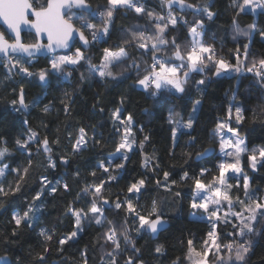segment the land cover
I'll return each instance as SVG.
<instances>
[{"label": "snow or ice", "instance_id": "1", "mask_svg": "<svg viewBox=\"0 0 264 264\" xmlns=\"http://www.w3.org/2000/svg\"><path fill=\"white\" fill-rule=\"evenodd\" d=\"M157 4L158 9L149 7L148 0H105L103 5H98L97 10L93 11L88 0H46L44 3L41 0H0V27L6 26L0 30V64L7 71L6 78L11 80L20 76L29 81L35 79L41 87H47L53 79L71 82L73 73L78 72L82 86L93 78L100 82L133 79L130 73H134V86L155 99H179L189 95L190 84L202 93L201 86L206 84L207 79L206 70L216 77L247 72L264 86V57H250L249 52L254 34L259 31L261 39H264V29H259L255 22L242 28L233 19L231 39L235 41L238 37H246L248 43L242 46L237 44L230 49L233 59L229 60L221 54L224 41H219L221 48L218 50L217 37L214 34L209 36L206 27V22L213 21L217 16L212 10L215 7L212 0H157ZM231 5L237 9L235 16L247 11L255 13L258 9L264 12V0H231ZM73 9H77L78 14ZM177 9L182 13L179 16L176 14ZM121 12H132L147 22L121 26L120 39L113 43L118 13ZM188 13L193 16L191 21L186 18ZM97 19L99 24L93 22ZM178 26H183L186 31L184 40L173 35ZM25 28L33 31L31 42L22 36ZM97 45L108 46L101 47L100 57L94 63V57L86 53ZM40 57L47 59V65L31 70ZM193 74H204L205 78L196 80ZM13 91L16 92V98L10 101L12 111L22 117L26 133L15 138L11 146L6 137L0 136V211L12 197L19 196L27 203L22 212H12L14 227L0 243H15L12 237H17L23 228L31 229L39 223L43 206L36 202L41 201L45 189L51 195L60 191L72 194L73 185L64 179L65 176L78 181L80 185L65 211L66 215L74 219L73 229L56 237L54 230L40 228L38 235L43 237L44 242L38 251L32 250L27 254L24 264H48L54 237L57 251L62 252L63 246L69 241L79 239L85 225L93 224L99 229L93 245L98 246L101 253L99 264H121V259L123 264H144L137 239L145 234L157 238L169 227V217L158 200L151 199L147 205L141 204L150 182L148 171L154 174L151 179L156 188L163 189L173 198L182 196L180 191H174L179 183L190 182L193 189L188 204L190 215L193 219H203L208 223V231L198 240L188 238L182 242L185 245L183 264H249L254 237L264 235V190L253 187L245 164L253 172L264 170V147L249 148L239 127L246 119L245 107L236 102L235 93L226 117L217 120L212 133L218 152L217 149L203 148L195 153H183L185 163L193 155L202 162L217 153L214 172L197 165V172L190 175L188 170H184L179 181L171 179V172L161 171V180L156 175L161 161L153 159L149 153H143L141 167L145 172L129 179L120 190L123 195H111L113 182H119L126 173L128 153L134 147L143 150L150 139L144 135L142 140H137L132 115L122 116L121 108L112 111L115 131L120 134L115 151L88 173L94 179H81L82 172L78 167L73 169L72 161L90 148L101 146L103 134L97 133L94 128L80 126L75 136L71 132L66 136L70 144L68 151L57 155L62 151L60 136L56 135L51 140L46 134L41 136L27 119L30 109L39 107L42 100L38 97L31 103L27 102L23 83H18ZM72 98V92L64 91L60 101L64 105L61 111L66 118L72 113ZM202 102V97L192 101L187 118L176 119V113H169L168 123L174 125L171 129L173 146L169 155L174 154L176 137L182 130H187L184 134L190 137L188 147H196L198 141L194 128ZM120 103L123 105V97ZM41 111L45 115L49 114L51 105L45 104ZM99 111L103 112V107ZM261 111H264V106ZM139 130L143 132V126ZM16 152L26 157L25 166H16L15 161L9 162ZM40 155H44L45 159L37 162L35 157ZM39 167L53 172L59 167L65 171L55 183L48 175L41 173L40 189L28 200L25 188L31 179V172ZM97 171L102 173L100 177H97ZM9 177L13 179L9 180ZM77 201H83L84 206ZM114 211L122 212L119 219L110 218ZM221 225L231 230L223 231ZM154 252L160 256L166 253V249L163 244H158ZM80 256L82 259L79 264H88L87 248L80 252ZM21 261L20 256L15 259L0 257V264H21ZM172 264H182L181 257L177 256Z\"/></svg>", "mask_w": 264, "mask_h": 264}, {"label": "trees", "instance_id": "2", "mask_svg": "<svg viewBox=\"0 0 264 264\" xmlns=\"http://www.w3.org/2000/svg\"><path fill=\"white\" fill-rule=\"evenodd\" d=\"M46 0H41V3ZM93 11L97 10L98 5H103L105 0H88ZM189 2H205V0H189ZM215 7L212 9L217 13L213 21L206 22V27L209 30V36L215 35L217 37L216 47L221 48L220 40L224 41L222 55L227 59H233V53L229 51L235 45H243L248 43V38L238 37L233 41L231 36L233 34V19L244 28L248 24L255 22L259 29H264V12H257L254 14L251 11L241 13L235 16L237 9L231 5V0H212ZM149 7L158 9L157 0H148ZM78 14V11L73 10ZM176 14L179 16L182 13L177 9ZM119 19L116 22L117 31L113 35L112 42H118L120 39L119 28L121 26L128 27L134 24H143L147 21L138 18L134 13H118ZM190 21L193 16L188 13L186 16ZM91 19V17H89ZM100 23L97 19L93 21ZM0 30H3L0 27ZM178 39L184 40L186 38V31L183 26H178L177 31L173 32ZM24 39L31 42L32 34H23ZM212 42V41H209ZM79 46V45H78ZM108 45H97L92 48L86 55L94 57L93 62L96 63L100 57L101 47ZM250 57L257 58L264 57V39H261L259 31L253 35L249 47ZM233 62H235L233 60ZM47 65V59L41 58L35 61V65L31 70H36ZM83 71V69H81ZM207 79L206 84L201 86L203 92H197L194 87L189 85L191 91L189 95L182 98L165 97L163 99H155L148 92L138 89L134 86V73H130L133 79H125L122 81H107L100 82L98 79H89L82 86L79 83V73L74 72L71 82H59L53 79L50 86L41 87L40 84L32 79H22L20 76H15L13 79H7V71L0 64V136H4L9 141V146L15 138L25 135L26 129L22 123L20 114L12 111L10 101L16 98V88L18 83H23L25 89V99L31 103L38 97L42 100L39 107L30 109L27 116L30 126L41 133V136L48 135L51 140L54 136L59 135L61 138L62 151L57 155L65 154L70 148L66 136L71 132L75 136L78 127L84 126L86 128H94L97 133L103 134V143L101 146L90 148L82 156L73 159V169L79 168L82 172L81 179H94L88 173L95 169L96 165L115 151V146L119 142L120 134L115 131L114 121L111 118V113L116 108H121V115L126 116L131 114L135 122L133 131L138 141L143 139L144 135L150 137L149 141L145 143L143 150L134 147L131 153H128L129 161L126 163V173L123 174V179L119 182H113L111 188V195L120 193V190L125 187L129 179L138 177L145 172L141 167L144 159L143 153L151 154L153 159L161 161L160 169L156 175L162 180L161 171L171 172V179L179 181L180 174L184 170H188L190 175L198 171L197 165L200 167L210 168L215 171L214 164L217 162L216 155L209 156L202 162L197 161L195 156L185 163L184 152L195 153L203 148L217 149L218 145L213 139L212 133L215 129L218 119L226 117V112L229 104L233 103L232 95L236 94V102L242 103L245 107V117L240 129L248 142L249 148L264 147V111L261 107L264 106V86L257 82V78L250 73L241 74H223L220 77L212 75L209 70H206ZM196 80L205 78L204 75L194 74ZM64 91L73 93L72 98V113L66 118L61 111L63 104L61 98ZM18 92V89H17ZM121 97L124 98V103L121 105ZM202 97V106L200 112L197 114V124L194 128V134L198 143L195 148H189L188 143L190 137L182 130L176 139V147L174 154L169 155L172 149L173 141L171 137V129L173 124L168 123V115L170 112L176 113V119L181 117L187 118L190 114L192 101ZM45 104L51 105V111L45 115L41 109ZM95 105V107H94ZM103 107L104 111L99 109ZM255 113V116H253ZM46 125V127H45ZM140 126H143L141 132ZM59 129V132L57 131ZM37 162H42L44 155L35 157ZM246 160V157H245ZM16 162V166L23 167L27 160L24 155L16 152L9 160ZM63 168H57L55 172L43 167L36 168L31 172V179L28 181L25 192L28 200L32 195L40 189L39 175L44 173L49 176L53 183L60 179L64 173ZM71 171V170H69ZM123 173V170H121ZM245 171L251 178L253 187L264 189V170L253 172L247 168L245 164ZM102 173L97 171V177ZM153 173L147 172L149 177V184L147 193L143 196L141 204L147 205L151 199H156L160 202L162 209L169 217V227L166 231L158 235L156 240H153L149 234H145L142 238L137 239V247L141 249L140 255L144 260V264H172V261L177 257H181L183 264V254L185 252V245L182 243L188 238L199 239L208 231V223L203 220L193 219L190 215L191 209L188 207L193 189L190 182L179 183L174 191H180L182 196L180 198H173L168 192L163 189H157L152 181ZM13 177H9L12 180ZM65 180L73 185L72 194L57 192L55 195L48 194L45 189V195L41 197V201L37 204H42L43 210L40 213V221L34 224L31 229L23 228L17 237H12L15 243H0V257L7 256L10 259L20 256L22 258L21 264H24V258L32 251H38L43 244V237L39 236L40 228H47L54 230L56 237L67 234L74 227V219L70 215H66V205L73 201L74 195L79 191L80 185L78 181H73L65 176ZM51 187V185H49ZM123 195L122 193H120ZM27 201L20 199L19 196L10 198L5 205L3 211H0V240L8 236L11 229L14 227L12 222V212H22L26 206ZM81 206H84L83 201H77ZM121 213L112 212L110 218L119 219ZM223 231L231 230L229 227L221 225ZM99 229L96 225H85V230L80 234L78 240L69 241L63 246V251H57L56 239L54 237L51 242V251L49 253L50 259L48 264H79L81 261L80 252L87 248L88 250V264H99L101 253L98 246L94 247V238L98 235ZM133 235L135 233L133 232ZM223 238V237H222ZM253 251L250 254L249 264H264V235L254 237ZM158 244H163L166 253L158 256L154 252V248ZM211 259V257H210ZM121 264L123 261L121 259Z\"/></svg>", "mask_w": 264, "mask_h": 264}, {"label": "water", "instance_id": "3", "mask_svg": "<svg viewBox=\"0 0 264 264\" xmlns=\"http://www.w3.org/2000/svg\"><path fill=\"white\" fill-rule=\"evenodd\" d=\"M73 10H76V11H78L77 9H73ZM0 25H2V21H0ZM4 27H6V26H2L1 28L3 29ZM23 34H32L33 35V31L32 30H29L28 28H25L24 29V31L22 32V36H23ZM23 38H24V36H23ZM41 58H44V57H40L39 59H41ZM194 75V74H193ZM199 75H204V74H199ZM214 149V148H213ZM213 155V154H212ZM211 156V155H210ZM206 158H209V156L208 157H206ZM205 158V159H206ZM164 232V231H163ZM150 235V234H149ZM151 236V235H150ZM152 237V236H151ZM158 238V237H157ZM157 238H153L152 237V239L153 240H156ZM9 258V257H8ZM10 259V258H9Z\"/></svg>", "mask_w": 264, "mask_h": 264}, {"label": "rangeland", "instance_id": "4", "mask_svg": "<svg viewBox=\"0 0 264 264\" xmlns=\"http://www.w3.org/2000/svg\"><path fill=\"white\" fill-rule=\"evenodd\" d=\"M260 10L258 9L254 14H257V12H259ZM245 73V72H244ZM227 75V74H226ZM137 88L140 90V88L137 86ZM179 134V133H178ZM177 139V138H176ZM255 148H259V147H255ZM264 190V189H262ZM200 220V219H199Z\"/></svg>", "mask_w": 264, "mask_h": 264}]
</instances>
